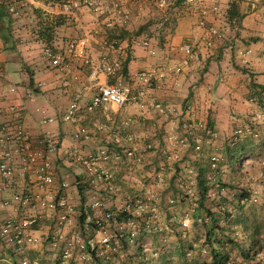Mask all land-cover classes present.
<instances>
[{"label":"rangeland","instance_id":"1","mask_svg":"<svg viewBox=\"0 0 264 264\" xmlns=\"http://www.w3.org/2000/svg\"><path fill=\"white\" fill-rule=\"evenodd\" d=\"M17 1L22 5L20 21L6 12L2 5L4 0H0V24L8 25L12 34L19 33L22 28L30 35L38 34V31L50 34L53 31L54 21L56 24L71 27L82 34L84 28L81 25L85 24V19H88L96 25L90 28L89 32L102 35L104 39L110 38L108 29L112 28L118 33L120 28L129 27L130 30L127 29L129 35L124 39L125 43L120 41L118 45L120 48L122 46L120 50L124 52L130 50V44L136 40L134 33L139 26L148 25L141 36L148 38L153 48L158 47L160 38L163 40L162 43L166 42V37L174 29L178 18L188 15L194 17L198 24L200 9L208 8L210 3V0H35L36 4H31L29 0ZM226 1L219 0L222 15L215 13L214 23L224 31L223 43L229 45L233 38L224 19ZM235 1L242 5L243 10L249 6V0ZM45 7H50L56 12L44 10ZM119 17H121L120 20ZM96 28L97 32H94ZM217 44L216 40L215 46ZM24 64L22 68L25 69L29 79L31 69L26 70L27 67ZM56 68L53 67L50 70L55 71ZM8 73L11 76L9 82L18 85L21 81L19 73L13 71ZM35 85L36 83L33 82L30 86L32 92L38 87ZM252 98L253 101L250 102L255 106L256 112L253 114L255 119L250 118L248 121L244 118L240 125L237 123V127L243 132L234 145L243 144L246 150L251 149L247 152L248 154L243 155L240 164L231 165L226 162L227 148L232 147L230 142L232 128L221 133L217 130L216 136L209 140L205 138L201 140V147L196 154L190 143L193 141L192 138L202 133V128L198 126L186 128L183 125L182 129L186 132L180 131L182 121L180 119L179 126L173 129L177 134L172 140L178 143L180 138L185 137L188 144L178 143L179 148L169 144L171 146L168 150L154 152L153 155L156 158L151 165L155 173L162 172V174L155 175V179L153 175L145 176L147 181H142V190L150 187V193L153 195L149 201L156 210L155 217L148 218L144 212L134 214L132 217L135 227L124 224L120 233L115 231L113 226L109 227L107 230L111 235L112 246L103 250L97 248V253L107 259L104 264H127L128 262L129 264L142 262L143 264H207L210 261V247L205 242V222H208V219L196 204L197 162L210 167L206 175L209 190L205 205L216 213L225 212L219 222L224 229L218 231L216 237L225 241L223 248L228 253L227 264H264V136H261L264 133L262 132L264 90L258 88ZM191 121L194 120L189 122L194 125ZM202 122L210 126L208 122ZM235 125L233 123L234 127ZM245 126H248L249 131L256 133L257 136L254 137L252 133L247 135L243 129ZM150 149L156 148L152 146ZM160 177L161 180H159ZM150 179L152 180L148 183ZM240 193H248V198L238 202L237 197ZM77 199L75 218L62 230L64 241L52 245L45 239L46 232H53V223L42 221L37 226L42 234L39 242L27 253L30 264H94L90 251L80 250L76 241L77 239L86 241V236L95 241L102 233L96 232L89 221L84 220L83 224L87 223L86 232L88 233L86 234L79 220V200ZM140 199L143 202L148 201L145 197ZM125 200L126 198L117 196L116 207L122 208ZM11 215L13 212L10 209H0V219ZM228 238L233 241L231 242ZM65 250L68 251L69 256L63 258ZM241 252L248 253L249 258H244ZM8 261L9 259L5 263L10 264Z\"/></svg>","mask_w":264,"mask_h":264},{"label":"crops","instance_id":"2","mask_svg":"<svg viewBox=\"0 0 264 264\" xmlns=\"http://www.w3.org/2000/svg\"><path fill=\"white\" fill-rule=\"evenodd\" d=\"M212 2L210 0L208 7H211ZM241 6L240 13L243 17L240 20V25L231 27L226 22L228 31L233 38L231 44H224L221 39L217 40L219 45L217 44L218 46L216 45L209 51L201 47L200 57L197 60H189L188 64L181 66L179 72L174 70V66L181 63L185 57L181 46L188 41H193L201 46L203 30L196 23L194 17L187 15L178 18L174 29L166 37V42L154 47L153 53L135 42L130 44V50L127 52L117 48L111 49L103 45L104 37L102 35H94L92 32L90 56L93 60L107 55V52L111 53V58L116 57L121 60H124L129 54L127 75L118 71L115 80L121 79L133 83L132 80L136 75L140 71L146 70H154L163 75L154 80L151 88L146 89V94L139 100V104L122 107L113 105L105 111L84 112L76 124L62 122L59 117L66 110L72 98L79 96L83 102L88 101L91 95L88 80L89 67L83 65L81 59L72 58L52 71L50 68L53 66L42 53L46 42L37 34H27L26 30H22L24 28L19 33L12 34L9 27L6 34L3 33L9 40H4L2 38L4 35L0 34V51L5 66V81L18 87L13 101L21 105L25 125L33 134H37L42 128L39 123L40 119L53 116L58 119L50 126L59 134L60 139L56 169L58 178H67L71 181L72 186L69 194L74 202L78 198V192L73 181L82 172V168L75 162H69L65 152L75 144L71 134L77 127H85L91 134L89 145L80 144L78 147L82 154L93 152L103 143V139L110 138L114 132L133 135L141 162L137 164L134 160L126 159L124 163H108L120 186L117 196L127 198L136 191L142 190V181L146 180L145 176L153 175L154 177L162 174V172L155 173L153 170L154 167L151 164H154L156 158L153 154L158 151L164 152L171 145L179 148V142L176 143L172 139L177 134L173 129L179 126L180 119L182 120L180 131L186 132L182 128L190 120H200L206 121L208 124L211 122L212 128L221 133L231 128H237L244 118L248 121L250 118H254L253 114L256 110L250 99L258 88L264 87V62L260 57V51L264 47V8L259 7L253 10L249 5L246 10H243ZM227 7L226 3L225 8L227 9ZM45 8L50 12H56L50 7ZM214 14L209 13V20L212 24H215L216 21ZM51 24L49 25L51 26ZM81 26L84 28L82 34L74 31L71 27L56 24L54 21L51 45L56 49H65L70 41L82 37L85 31H91L90 28L96 25L85 19V24ZM94 32H97V28L94 29ZM138 39L139 36H136V40ZM125 41L122 40V43ZM122 43L120 44L122 45ZM24 63L27 67H25L26 70L31 69L33 82L36 83L35 86H38L36 91L30 90L29 79L25 69L22 68ZM241 69H246V71ZM8 71L19 73L21 81L18 85L9 82L11 76ZM115 80L114 76L103 73L98 76L99 83ZM252 82L257 86L251 88ZM157 105L164 111L161 112ZM233 123L236 124L235 127ZM247 128L248 126L243 127L244 132L250 135L252 132L246 130ZM253 133L251 135L257 136ZM261 136H264V133ZM148 144L156 149H147ZM152 179L148 180V183ZM148 188L150 189V187ZM6 196L8 193L0 195V201ZM116 199L117 197L115 202ZM0 209L4 208L0 207ZM11 212L13 211L11 210Z\"/></svg>","mask_w":264,"mask_h":264},{"label":"built area","instance_id":"3","mask_svg":"<svg viewBox=\"0 0 264 264\" xmlns=\"http://www.w3.org/2000/svg\"><path fill=\"white\" fill-rule=\"evenodd\" d=\"M29 1L31 4L37 3L35 0ZM212 1L211 7L201 8L198 16V25L203 30L201 46L193 41L181 46L185 57L181 63L174 66L176 72L181 70V66L188 64L189 60H197L201 54V47L209 51L214 48L216 40L224 38V31L209 20V13L222 15L219 0ZM249 5L253 10L264 8V0H249ZM21 6L17 0H7L6 12L20 21ZM91 39V32L85 31L82 37L70 41L62 51L48 45H44L42 49L45 59L53 67H58L72 58L81 59L82 64L89 67L91 95L86 102L79 96L72 98L59 117L62 122L76 124L84 112L105 111L113 105L122 107L139 104V100L146 94V89L151 88L154 80L163 75L154 70H146L140 71L133 83L121 79L99 83L98 76L101 73L116 78V73L121 69V61L109 60L104 56L93 60L90 56ZM134 42L150 53L154 52L150 40L145 36H140ZM120 49L118 47V50ZM260 57L264 62V47L260 51ZM17 92V86L5 81V66L0 51V195L8 193V196L1 199L0 207L13 211V215L5 218L1 224L0 236L20 252L21 256L16 264H30L25 249H33L39 242L42 232L37 226L42 221L53 223L54 230L46 232L45 239L52 245L64 241L62 230L75 218L77 203L69 194L71 181L67 178H58L56 160L60 139L59 134L50 127L52 123L58 121L57 117L40 119L42 128L39 133L33 134L25 125L21 105L13 101V96ZM250 101H253V98ZM157 107L161 112L164 111L159 105ZM193 123L194 125L185 123L184 126L202 128V133L192 138L193 141L190 143L197 154L201 140L204 138L209 140L216 136L217 132L200 120ZM246 130L249 131L248 128ZM242 132L239 127L233 129L231 145L236 143ZM71 135L75 144L68 148L65 156L69 162H75L82 168V172L73 181L78 192L79 215L82 211L85 220L89 221L93 229L102 233L95 241L87 236L86 241L77 239V247L82 251H93L97 246L107 249L112 246L111 235L107 230L109 227L113 226L115 231L120 233L124 224L135 227L132 217L134 214L144 212L148 218L155 217L156 210L149 201L153 196L150 189L128 196L122 208L116 207L115 204L120 186L108 163H124L126 159H131L138 164L141 157L137 152L134 137L129 133L122 135L114 132L110 138L103 139V143L93 152L87 154H82L78 147L80 144L89 145L90 131L80 126L75 128ZM178 142L181 145L188 144L185 137L180 138ZM151 147V144L146 146L147 149ZM140 197H145L148 201L143 202ZM83 229L86 232L87 223L83 224ZM62 256L68 257V251L65 250Z\"/></svg>","mask_w":264,"mask_h":264},{"label":"trees","instance_id":"4","mask_svg":"<svg viewBox=\"0 0 264 264\" xmlns=\"http://www.w3.org/2000/svg\"><path fill=\"white\" fill-rule=\"evenodd\" d=\"M6 2L7 0H4V3H2L3 7L6 9ZM226 3L228 4V7L225 11V20L227 23L231 26H239L240 25V20L242 19L243 15L240 13V5L237 1L235 0H227ZM233 23V24H232ZM148 25H141L137 28L135 31L136 36H141L142 32L144 29H146ZM110 33V38L104 39L103 45L106 47H110L111 49H115L118 47L119 42L124 40L125 38L128 37L129 31L125 28L122 27L119 29L118 33H116L115 30L108 29ZM8 31V25L0 24V34L1 36L4 35L3 33ZM51 31V30H50ZM6 34V33H5ZM51 34H48L44 31H38V36L43 39L44 42H47L46 45L51 46L54 48V46L51 45L50 40ZM6 37V38H5ZM4 40L7 39V35H4L2 37ZM112 42V43H111ZM163 42V40L160 38V45ZM107 55H102L106 57L109 60H114L118 59L121 61V69L120 73L123 75H127V64L129 61V54L124 58V60H121L119 58H111V53L107 52ZM100 56V57H102ZM242 71H246V69H241ZM31 73V72H30ZM32 73L30 74L29 77V87L33 85V79L31 77ZM257 85L255 83H251L250 87L254 88ZM261 90H264V87H260ZM37 89H35L36 91ZM209 125L211 126V122H209ZM232 147H228L226 151V162L234 165V164H240V160L243 157V155L247 152H250V150H246L245 147L242 145L237 144L236 146L233 144L231 145ZM196 169H197V176H196V187H197V194L198 198L196 199V204L197 207L205 214V216L208 219V222H205V229H206V237H205V242L208 244L209 252H210V261L207 264H227L229 261L228 253L224 250L223 246L225 244V241L222 239L217 238V232L218 231H223V227L219 225L220 220L223 218V214L225 213L222 211V213H216L215 211H211L206 205H205V200L207 199V192L209 190V186L206 184V175L207 172L209 171L210 167L207 164L197 162L196 163ZM248 198V193H240L239 196L237 197V201L241 202L244 199ZM222 214V215H221ZM229 215V214H228ZM79 220L81 223H84L85 220V214L81 211L79 215ZM4 219H0V229H1V224L3 223ZM227 240V239H226ZM231 242L233 241L232 239H229ZM97 246V245H96ZM97 248L99 249H105V248H100V246H97L95 250L90 251L91 255V260L94 264H104V262H107V259H104L102 255H99L97 253ZM26 252L28 253L29 249H25ZM244 258H249L248 253H244ZM30 255V254H29ZM21 256L20 252L17 251V249L9 244L6 240H4L0 236V264H6L7 259H9L8 263L10 264H16L18 258ZM129 264V262L127 263ZM135 264V263H131ZM137 264H143L142 263H137Z\"/></svg>","mask_w":264,"mask_h":264}]
</instances>
